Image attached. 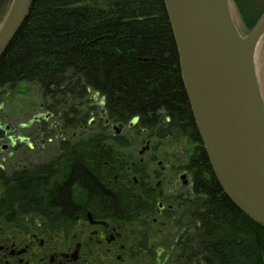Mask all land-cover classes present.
<instances>
[{
  "label": "trees",
  "instance_id": "16d2710c",
  "mask_svg": "<svg viewBox=\"0 0 264 264\" xmlns=\"http://www.w3.org/2000/svg\"><path fill=\"white\" fill-rule=\"evenodd\" d=\"M234 3L248 30L264 14V5L253 7L251 0ZM25 84L36 85L53 108L61 107L62 118L88 119L96 111L89 105L94 91L103 99L104 119H138L139 128L156 139L162 133L170 141L188 137L186 167L198 198L184 214L181 229L194 234L183 256L196 264H264V225L225 194L203 146L164 0H34L0 58V138L6 91ZM99 144L87 139L86 148L73 149L68 161L57 150L38 173L0 175V214L39 210L63 217L72 208V180L87 188L98 183L89 168L99 166V158L89 151Z\"/></svg>",
  "mask_w": 264,
  "mask_h": 264
},
{
  "label": "flooded vegetation",
  "instance_id": "af4514ba",
  "mask_svg": "<svg viewBox=\"0 0 264 264\" xmlns=\"http://www.w3.org/2000/svg\"><path fill=\"white\" fill-rule=\"evenodd\" d=\"M10 2L0 0V23ZM43 121L46 123L36 132L48 138L55 131V122ZM76 121L89 122L86 127L96 125L100 132L86 128L85 132L94 133L66 136L68 129L76 127L68 119L57 125L62 131L47 142L65 144L68 149L59 151L57 157L62 155L68 161L76 153L73 149L86 148L88 138L99 140L97 150L89 151V156L99 158L100 165L89 168L98 183L87 188L72 180V208L63 217L39 210L0 214V264H188L183 262V251H189L184 245L194 233L181 227L186 209L197 201L198 194L186 167L189 152L181 149V138L171 143L178 146L176 152L166 149L169 136L151 137L147 130H140L138 119L116 122L93 113L90 119ZM39 143H33L32 165L6 167L0 163L2 178L43 170L39 155L45 152L38 150ZM45 169L54 172V168Z\"/></svg>",
  "mask_w": 264,
  "mask_h": 264
},
{
  "label": "water",
  "instance_id": "95a60500",
  "mask_svg": "<svg viewBox=\"0 0 264 264\" xmlns=\"http://www.w3.org/2000/svg\"><path fill=\"white\" fill-rule=\"evenodd\" d=\"M33 1L11 0L0 23V58ZM164 3L185 91L215 176L229 199L264 225V96L257 64L264 47V15L242 34L234 0Z\"/></svg>",
  "mask_w": 264,
  "mask_h": 264
},
{
  "label": "rangeland",
  "instance_id": "374dc122",
  "mask_svg": "<svg viewBox=\"0 0 264 264\" xmlns=\"http://www.w3.org/2000/svg\"><path fill=\"white\" fill-rule=\"evenodd\" d=\"M9 1L10 0H6V3H9ZM251 2H254L256 4H263L264 0H251ZM236 8L234 7L233 9V15L236 24L239 27L241 33L245 34L249 30L244 24L242 18L237 13L238 9L236 10ZM258 62V78L264 96V47L261 49L260 55H258ZM6 93L8 94L6 100L3 103L2 121L4 136L0 138V163L4 164V166L6 167H14L16 165H32L31 162L34 161V158L32 159V155H34V150H36V145L34 146L33 143L37 144L38 141L41 142L38 144V150L40 152H45L39 155V157H41V160H49V156H51L50 154L56 153L57 150H65V144L58 141H52L50 144L47 142V140L48 138H53V136L57 135L59 131H62L60 127V130L57 129V125L61 126L63 122H67L68 119H72V125H75L76 127L68 129L65 134L66 136L80 132L87 135H91L92 133H94L90 131L85 132L86 128H95V131L97 133L100 132L96 130V125L86 127L88 124H90L89 122L79 123L78 121H76V119L73 118H62L61 112L59 111L61 107L56 108V106L55 108H53V106L50 105L52 101H50L49 98L43 96L41 90H39L36 85H20L14 89H7ZM90 99L91 102L89 103V105L96 106V111L94 112V114L97 118L102 119L101 113L103 110V105H101V101L103 99L94 91L90 92ZM83 111L84 110L82 109H78L79 113H83ZM92 114L93 113L90 114L88 119H90ZM46 118L49 119V121L53 120L55 122L53 124L55 131H53L51 135H48V138H43L39 136L40 133L36 132V129L40 128L42 124L44 125L46 123L43 121V119ZM38 120L41 121L38 122ZM89 139L90 138H88V140ZM175 141L166 139V149H172L173 151L177 152L178 146L171 144V142L174 143ZM30 144L32 145V147L29 146ZM41 146H44V149H41ZM180 147L182 150L189 152L191 145L186 137H181ZM183 162L185 164L184 159Z\"/></svg>",
  "mask_w": 264,
  "mask_h": 264
},
{
  "label": "bare ground",
  "instance_id": "6f19581e",
  "mask_svg": "<svg viewBox=\"0 0 264 264\" xmlns=\"http://www.w3.org/2000/svg\"><path fill=\"white\" fill-rule=\"evenodd\" d=\"M264 5V3L263 4H256V3H254V2H252V6L253 7H256V8H258V7H262ZM262 41L263 40H261L260 42H258V48H257V55H258V52H259V47L261 46V44H262ZM191 259L188 257V256H185V258H184V260H183V262H185V263H188V264H196V262H194V261H190Z\"/></svg>",
  "mask_w": 264,
  "mask_h": 264
}]
</instances>
